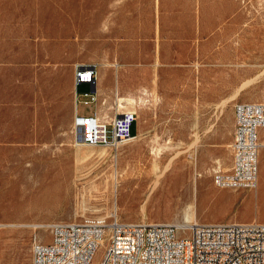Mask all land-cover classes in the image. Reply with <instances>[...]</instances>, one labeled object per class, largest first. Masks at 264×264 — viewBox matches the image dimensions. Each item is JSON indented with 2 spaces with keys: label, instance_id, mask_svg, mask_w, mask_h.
Segmentation results:
<instances>
[{
  "label": "rangeland",
  "instance_id": "1",
  "mask_svg": "<svg viewBox=\"0 0 264 264\" xmlns=\"http://www.w3.org/2000/svg\"><path fill=\"white\" fill-rule=\"evenodd\" d=\"M78 63L98 71V106L82 111L137 113L136 138L117 151L80 145ZM262 67L264 0H0V225H24L0 226V264H32L35 237L50 239L37 224L178 225L191 206L194 223L264 220V147L256 189L213 182L232 164L235 105L263 102L264 78L235 91Z\"/></svg>",
  "mask_w": 264,
  "mask_h": 264
},
{
  "label": "built area",
  "instance_id": "2",
  "mask_svg": "<svg viewBox=\"0 0 264 264\" xmlns=\"http://www.w3.org/2000/svg\"><path fill=\"white\" fill-rule=\"evenodd\" d=\"M97 67L75 65V116L73 126L81 144L102 146L113 151L135 139L137 113L117 112L102 116L81 107L100 100ZM91 91L79 94L80 85ZM232 164L218 167L214 185L225 190L256 189L260 176V129L264 128V101L235 105ZM48 241L36 236L32 264H93L97 250L104 246L97 264H264V222L181 225L128 222L117 215L91 217L83 222H55L44 226Z\"/></svg>",
  "mask_w": 264,
  "mask_h": 264
},
{
  "label": "bare ground",
  "instance_id": "3",
  "mask_svg": "<svg viewBox=\"0 0 264 264\" xmlns=\"http://www.w3.org/2000/svg\"><path fill=\"white\" fill-rule=\"evenodd\" d=\"M107 63V62H106ZM110 63V62H109ZM102 66V65H101ZM115 66H116V64H115ZM104 68V67H103ZM101 72V71H100ZM264 78V67H262L257 73H256V75L255 76H253V77H250V78H247L246 80H244L240 85H239V87H237V89H236V93L238 94L239 92H242V91H244V90H247V89H249V88H252V87H255L256 85H257V83L261 80V79H263ZM98 90H99V84H98ZM75 91V90H74ZM101 92V91H100ZM235 94V93H234ZM234 94H233V96H234ZM129 96V95H128ZM233 96H232V98H233ZM262 96L264 97V91L262 92ZM132 97H133V95H132ZM126 98V97H125ZM138 98V97H137ZM228 98V97H227ZM118 99V98H117ZM120 100H123V98H121L120 97ZM132 100V99H131ZM140 100V99H139ZM229 100V99H228ZM227 99L226 100H223V102H222V105H226L227 104V101H228ZM121 102V101H120ZM125 102H126V100H125ZM103 103V102H102ZM131 103V102H130ZM124 104V103H123ZM128 104V103H127ZM132 104V103H131ZM122 105V104H121ZM129 105V104H128ZM123 106V105H122ZM132 106V105H131ZM103 108V107H102ZM101 108V109H102ZM103 114V113H102ZM104 114H105V112H104ZM106 115H108V114H106ZM136 138V137H135ZM263 138V137H262ZM155 140H157V139H155ZM80 145H82L81 144V142H80ZM262 147H264V140H262L261 139V149H260V157H261V163H262V153H261V151H262ZM153 148H154V146H153ZM125 149V148H124ZM155 149V148H154ZM159 149V148H158ZM157 149V150H158ZM127 150V149H126ZM156 150V149H155ZM156 150V151H157ZM160 150V149H159ZM191 151H193V150H191ZM122 152V151H121ZM179 155V154H178ZM174 156H176V155H174ZM173 156V157H174ZM172 157V156H171ZM172 157V159L170 160V163H168V164H165L166 165V167L164 168L163 167V169L164 170H162L160 173H159V176L158 177H156V178H154V179H152V182L154 183V187L153 188H155V185L156 184H158L159 182H160V178L167 172V169H170L171 168V165L173 164V163H175L174 162V160L176 159V157L175 158H173ZM162 157H158V154H157V156L156 157H154V159L156 160V161H159L160 159H161ZM196 158V157H195ZM194 158V159H195ZM181 160L182 161H184V162H182V163H180V164H178L179 166H178V169H177V171H176V173L175 174H178V173H182V172H184V170H185V166H186V159H182L181 158ZM218 160V159H217ZM216 160V161H217ZM169 161V160H168ZM180 161V160H179ZM218 162L219 163H221L220 162V160H218ZM189 163H194V161L193 160H189ZM156 164V163H155ZM153 167H154V165H153ZM156 167H158V166H156ZM224 167V166H223ZM210 168V167H209ZM226 168V167H225ZM156 169H159V168H156ZM158 171V170H157ZM262 172H264V166L261 168V174H262ZM155 173V172H154ZM113 175H114V177L116 176L115 175V173H114V171H113ZM113 177V176H112ZM190 179V178H189ZM194 179V178H193ZM196 179V178H195ZM194 179V180H195ZM77 180V179H76ZM74 182V181H73ZM116 187V186H115ZM152 187V186H151ZM197 186H196V184H195V190H197V188H196ZM114 191V190H113ZM194 193V192H193ZM191 206V205H190ZM115 207V206H114ZM115 209V208H114ZM116 209H118V208H116ZM115 209V210H116ZM194 206H191V207H188V209L186 210V212H185V217H186V221L184 222V223H181V224H178V225H181L182 227H183V229H187L188 228V226L189 225H191L192 223H194V217H193V215H194ZM3 227H8V228H10V227H23L24 225L23 224H17V223H5V224H1ZM0 225V226H1ZM48 224H44V225H40V224H37V225H32V227H34L35 229H37V228H41V227H44V226H47ZM9 231V230H8ZM1 255V254H0Z\"/></svg>",
  "mask_w": 264,
  "mask_h": 264
},
{
  "label": "crops",
  "instance_id": "4",
  "mask_svg": "<svg viewBox=\"0 0 264 264\" xmlns=\"http://www.w3.org/2000/svg\"><path fill=\"white\" fill-rule=\"evenodd\" d=\"M135 129V132H137V126L136 124L133 126V131ZM264 130V128L260 129V131ZM135 134V133H134ZM231 191H243V190H231ZM240 222H251L255 220H259L260 222H264V220L260 219L258 216L250 215L246 218L240 219Z\"/></svg>",
  "mask_w": 264,
  "mask_h": 264
}]
</instances>
